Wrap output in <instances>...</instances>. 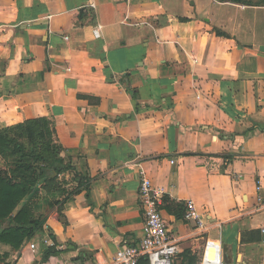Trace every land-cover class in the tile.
Segmentation results:
<instances>
[{"label": "crops", "instance_id": "0c3cea01", "mask_svg": "<svg viewBox=\"0 0 264 264\" xmlns=\"http://www.w3.org/2000/svg\"><path fill=\"white\" fill-rule=\"evenodd\" d=\"M261 46L264 0H0V128L50 119L74 169L58 183L87 178L75 195L41 181L23 204L42 227L0 242V264H112L142 236L141 173L164 191L171 264H264Z\"/></svg>", "mask_w": 264, "mask_h": 264}, {"label": "trees", "instance_id": "16d2710c", "mask_svg": "<svg viewBox=\"0 0 264 264\" xmlns=\"http://www.w3.org/2000/svg\"><path fill=\"white\" fill-rule=\"evenodd\" d=\"M61 151L50 119L39 118L0 128V226L7 224L0 229V242L18 249L25 239L33 238L40 230L44 217L35 214L32 203L23 202L41 181L45 180L47 189L58 191L60 195H75L86 187L87 178L75 175L77 186L73 191L67 193L61 188L58 177L74 171L70 162L59 156ZM66 199L64 197L62 203ZM54 253L46 249L45 256ZM3 260L0 256V263ZM144 263L143 259L139 262Z\"/></svg>", "mask_w": 264, "mask_h": 264}, {"label": "built area", "instance_id": "2783aa9c", "mask_svg": "<svg viewBox=\"0 0 264 264\" xmlns=\"http://www.w3.org/2000/svg\"><path fill=\"white\" fill-rule=\"evenodd\" d=\"M101 27L93 30L95 38H99ZM139 185V201L142 207L144 221L141 238L132 244H123L117 249L112 264H139L145 259L148 264H171L172 258L177 254L176 241L170 235L164 219L160 213V204L164 191L155 188L150 181L141 173ZM260 184L256 185L257 209L262 212V220L259 227L261 241L264 244V196L259 193ZM184 220L193 222L198 231H207L205 218L198 213L194 203L187 201L185 204ZM40 242L44 246H54L48 239L41 238ZM29 248L35 251V243H31ZM219 264H224L219 262Z\"/></svg>", "mask_w": 264, "mask_h": 264}, {"label": "rangeland", "instance_id": "374dc122", "mask_svg": "<svg viewBox=\"0 0 264 264\" xmlns=\"http://www.w3.org/2000/svg\"><path fill=\"white\" fill-rule=\"evenodd\" d=\"M60 179V184L62 185V187L65 189V191H67L68 193L71 191L70 189L71 188H69V187H66L67 186V184H66V182H65V179H64V177H60L59 178ZM67 189V190H66Z\"/></svg>", "mask_w": 264, "mask_h": 264}, {"label": "water", "instance_id": "95a60500", "mask_svg": "<svg viewBox=\"0 0 264 264\" xmlns=\"http://www.w3.org/2000/svg\"><path fill=\"white\" fill-rule=\"evenodd\" d=\"M259 51L264 53V46L259 47Z\"/></svg>", "mask_w": 264, "mask_h": 264}]
</instances>
